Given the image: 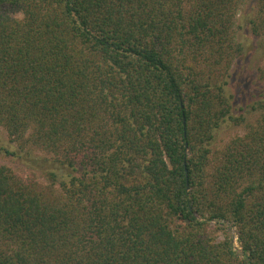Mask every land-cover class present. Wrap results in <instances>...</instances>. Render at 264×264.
Segmentation results:
<instances>
[{
    "label": "trees",
    "instance_id": "obj_1",
    "mask_svg": "<svg viewBox=\"0 0 264 264\" xmlns=\"http://www.w3.org/2000/svg\"><path fill=\"white\" fill-rule=\"evenodd\" d=\"M241 2L0 0L5 151L48 180L0 164V264H264V112L205 177Z\"/></svg>",
    "mask_w": 264,
    "mask_h": 264
},
{
    "label": "rangeland",
    "instance_id": "obj_2",
    "mask_svg": "<svg viewBox=\"0 0 264 264\" xmlns=\"http://www.w3.org/2000/svg\"><path fill=\"white\" fill-rule=\"evenodd\" d=\"M258 8V0H242L236 12L235 41L242 46V54L234 59L228 72L221 77V80L226 81L223 87L231 104V112L230 117L214 131L212 140L206 146L210 149L208 161L210 166L205 172L207 179L216 151L223 148L232 138L243 135L249 125L264 112L261 106L264 101V80L260 77V69L264 67V28L261 34H255L250 23L256 17ZM14 149L20 150L16 142L9 140L6 130L0 125V164L11 167L19 174L34 173L40 183L47 184L44 170L36 169L34 165L32 166L34 162L30 163L32 158L37 157L36 155L42 157L44 153L38 149L25 148L21 149V156H14L5 151ZM63 172L57 171L59 175ZM208 229L213 231L211 235L215 243L229 241L233 251L238 255L242 254L238 229L233 221L230 219L209 221Z\"/></svg>",
    "mask_w": 264,
    "mask_h": 264
},
{
    "label": "water",
    "instance_id": "obj_3",
    "mask_svg": "<svg viewBox=\"0 0 264 264\" xmlns=\"http://www.w3.org/2000/svg\"><path fill=\"white\" fill-rule=\"evenodd\" d=\"M186 175H187V172H186Z\"/></svg>",
    "mask_w": 264,
    "mask_h": 264
},
{
    "label": "built area",
    "instance_id": "obj_4",
    "mask_svg": "<svg viewBox=\"0 0 264 264\" xmlns=\"http://www.w3.org/2000/svg\"><path fill=\"white\" fill-rule=\"evenodd\" d=\"M235 238H236V236H235Z\"/></svg>",
    "mask_w": 264,
    "mask_h": 264
}]
</instances>
